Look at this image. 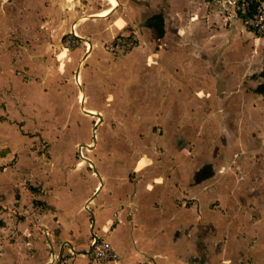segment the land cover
<instances>
[{"label": "rangeland", "instance_id": "374dc122", "mask_svg": "<svg viewBox=\"0 0 264 264\" xmlns=\"http://www.w3.org/2000/svg\"><path fill=\"white\" fill-rule=\"evenodd\" d=\"M147 1L143 6L120 0L107 19L79 23L83 36L76 40L72 21L108 7V1L0 0V55L11 58V124L24 136L11 164L24 171L25 186L38 184L33 188L44 197L59 185L69 186L85 245L92 236L88 209H102L93 192L100 180L110 194L115 184H155L154 172L165 169L171 178L175 157H182L184 183L199 160L228 153L229 144H217L216 138H223L220 123L237 136L260 140L257 148L264 150V97L254 90L264 81V34L245 25L228 0L226 6L223 0ZM154 13L163 16L162 36L145 25ZM119 37L132 38L135 46L109 52ZM85 40L93 46L86 54ZM79 68L81 88L75 81ZM213 73L226 83L220 97ZM80 92L86 96L84 108L101 120L83 111ZM229 164L219 166L221 174ZM174 181L173 175V185L181 183ZM209 184L191 188L183 199L173 186L178 197L172 203L181 201L194 214L197 189L207 186L204 195ZM47 200L40 211L54 214ZM211 200V209L219 212Z\"/></svg>", "mask_w": 264, "mask_h": 264}, {"label": "crops", "instance_id": "0c3cea01", "mask_svg": "<svg viewBox=\"0 0 264 264\" xmlns=\"http://www.w3.org/2000/svg\"><path fill=\"white\" fill-rule=\"evenodd\" d=\"M142 2H147L140 4L143 6L150 4L147 0ZM221 3L225 5L226 0ZM115 10L84 20L101 21ZM89 15L94 13L83 16ZM82 36L83 33L76 40H82ZM10 63L9 55H0V264H264V199L260 201L241 188L232 187L225 170L221 182L206 180L197 184L210 181L204 195L202 189L207 186L197 189L199 202L195 213L189 214L193 210L181 201L179 207L172 203L178 197L173 195V186L180 191V199L186 198L191 188H197L182 183L186 168L182 157H175L171 178L165 169H157L155 184H115L111 194L104 192L102 185L96 186L94 201L103 203L102 209L90 210L95 218L92 236L108 239L119 257L111 261L95 259L90 253L91 235L85 245L81 234L85 231L74 217L76 207L69 186L59 185L52 195L44 197L33 188L38 184L30 182L33 187L25 186L24 171L11 164L22 149L24 136L19 127L11 124L15 108L9 92ZM15 115L21 119L20 114ZM259 127L262 128L260 124ZM173 175L175 181H181L179 186L173 185ZM46 197L56 209L54 214L51 210L40 211ZM210 199L220 202L219 212L211 209ZM247 204L253 206L249 211ZM224 208L227 210L222 212ZM230 209L233 214L228 216ZM61 248L63 258L58 262V255L51 253L58 254Z\"/></svg>", "mask_w": 264, "mask_h": 264}, {"label": "flooded vegetation", "instance_id": "af4514ba", "mask_svg": "<svg viewBox=\"0 0 264 264\" xmlns=\"http://www.w3.org/2000/svg\"><path fill=\"white\" fill-rule=\"evenodd\" d=\"M218 129L220 130L221 138H223H216L217 144H222V146L225 147L229 144L228 153L224 154L223 152L218 151L221 153V156H217L216 160H212L211 157L206 158V160H199L200 164H196L194 171L189 173L186 172L185 184L187 186H192L200 184L206 180H212L214 183L221 182L224 180V174H221L222 170L219 166L227 160V162L230 163V167L226 172H228V180L230 181L231 186L237 188V190L241 188V190L245 191L247 194L256 196L260 201L263 200L264 150L262 147L257 148L260 140H254L252 136L249 137L245 134L237 136V134H234L230 128L221 125V123L219 124ZM259 138L261 139L262 137ZM242 144L245 146H242ZM23 146L24 144L22 142V147ZM212 146H215L214 142ZM41 148V152L44 153L46 150L44 143L41 145ZM255 148H257V150L253 151ZM231 195H233V191H231ZM219 203L220 202H218L217 206H219ZM246 206V210L248 211L250 207H253L249 204ZM232 214L230 209L228 216H231Z\"/></svg>", "mask_w": 264, "mask_h": 264}, {"label": "built area", "instance_id": "2783aa9c", "mask_svg": "<svg viewBox=\"0 0 264 264\" xmlns=\"http://www.w3.org/2000/svg\"><path fill=\"white\" fill-rule=\"evenodd\" d=\"M229 3L237 7L242 20L251 30L264 34V0H228ZM72 33V32H71ZM73 36V33H72ZM71 36V37H72ZM77 38L75 36L72 37ZM135 46L132 38H116L112 42L110 52H120ZM90 253L97 260H116L119 255L111 245L110 241L102 236H91Z\"/></svg>", "mask_w": 264, "mask_h": 264}, {"label": "bare ground", "instance_id": "6f19581e", "mask_svg": "<svg viewBox=\"0 0 264 264\" xmlns=\"http://www.w3.org/2000/svg\"><path fill=\"white\" fill-rule=\"evenodd\" d=\"M67 1H70V0H67ZM105 1H108L110 3V5L102 10H99L97 12L94 13L95 16H98V17H102V16H106L107 14H109L114 8H116L117 6V0H105ZM84 19H86V17H82V18H76L72 21V24H71V27L73 28L74 30V33L78 36H80V33L77 31V25L83 21ZM84 44L86 45V50L84 52V54H86V52H90L91 51V43L88 41V40H85L84 41ZM80 69H78V74L75 75V81H76V84L78 85V87L81 88L80 85H82V80H81V77H80ZM35 102H38L39 100H34ZM79 101L82 103V105L84 104V102H86V96L83 94V92L81 93L80 92V95H79ZM83 111L85 113H89V114H97L95 113L94 110L92 109H87V108H84V105H83ZM230 134V133H229Z\"/></svg>", "mask_w": 264, "mask_h": 264}, {"label": "water", "instance_id": "95a60500", "mask_svg": "<svg viewBox=\"0 0 264 264\" xmlns=\"http://www.w3.org/2000/svg\"><path fill=\"white\" fill-rule=\"evenodd\" d=\"M135 2H137V3H139V4H142V3H145V4H147V2H142V0H134ZM117 3L119 4V1L117 0ZM117 4V5H118ZM116 8H117V6H116ZM115 8V9H116ZM83 17H86V18H88V17H98V16H95V15H89V16H83ZM72 33H73V35L75 36V37H77V38H81V37H79L78 35H76L75 33H74V30H73V28L71 27V30H70ZM213 76L214 77H216V82H215V84H216V90H217V94H218V96L220 97L221 96V91H222V88L223 87H225V85H226V83L224 82V81H222V80H220L219 78H218V75L217 74H214L213 73ZM98 115V114H97ZM98 117L100 118V120H101V116L100 115H98ZM93 136H94V140H95V132H93ZM180 146L183 144V143H185V139H183V137L181 136L180 137ZM82 145H86L87 147H92V146H90V145H88V144H82ZM78 152L80 153V155H81V145H79L78 146ZM86 161H88L91 165H92V169H93V171L99 176V172H98V170H97V168L93 165V162L89 159V158H85V157H83ZM101 185H102V181L100 180V185H99V188L101 187ZM98 190V189H97ZM85 208H87V204H85ZM88 212H89V214H90V216H91V222H92V226H93V224H94V221H95V218H94V216H93V213L88 209ZM90 231H91V234L92 235H94V233H93V229H92V227H91V229H90ZM67 242H69V241H67ZM53 254V256H55L56 257V255H58L57 256V260H58V262L63 258V255H62V248L60 249V253L58 252V254H55V252L54 251H52V253H51V255Z\"/></svg>", "mask_w": 264, "mask_h": 264}, {"label": "trees", "instance_id": "16d2710c", "mask_svg": "<svg viewBox=\"0 0 264 264\" xmlns=\"http://www.w3.org/2000/svg\"><path fill=\"white\" fill-rule=\"evenodd\" d=\"M145 25L148 28L154 29L159 36L163 35L164 28H163V16L160 13L154 14L150 16L146 21ZM254 90L264 96V81L260 82L256 85Z\"/></svg>", "mask_w": 264, "mask_h": 264}]
</instances>
